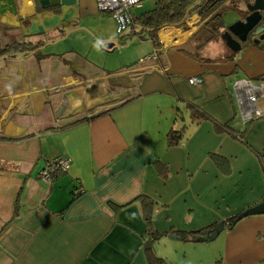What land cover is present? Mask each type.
<instances>
[{
	"label": "crops",
	"instance_id": "crops-1",
	"mask_svg": "<svg viewBox=\"0 0 264 264\" xmlns=\"http://www.w3.org/2000/svg\"><path fill=\"white\" fill-rule=\"evenodd\" d=\"M13 1L15 13H0V47L45 44L38 54L0 60V264H149L140 195L154 200L159 232L198 230L264 201V114L244 119L234 90L237 80H264L261 46L247 41L232 52L221 37H207L198 14L186 28L162 27L159 47L147 35L118 44L105 40L118 25L95 0H76L73 25L39 35L31 22L52 12L40 0ZM155 1L130 7L129 24ZM228 10L226 25L240 17ZM135 42L151 45L139 55ZM102 49L117 50L121 67L102 69ZM152 52L156 60L147 58ZM182 126L181 141L168 146L166 133ZM55 155L69 158V170L46 181L39 171ZM77 186L83 192L73 198ZM217 237V255L210 246L203 264L218 255L216 264H264V213ZM166 239L181 241L152 243L162 264Z\"/></svg>",
	"mask_w": 264,
	"mask_h": 264
},
{
	"label": "trees",
	"instance_id": "trees-1",
	"mask_svg": "<svg viewBox=\"0 0 264 264\" xmlns=\"http://www.w3.org/2000/svg\"><path fill=\"white\" fill-rule=\"evenodd\" d=\"M226 0H156L152 8L143 11L134 17L133 22L129 27L119 31V38L128 35L130 37L136 35H147L155 47H159L157 32L165 26H175L186 28V19L188 16L198 14L201 19H204V31L207 37H221V34L226 28L223 19V13L226 9L236 8L241 0H230V5L226 6ZM223 28V30H221ZM45 42L31 43L26 41L11 42L5 47H0L1 59H16L21 56L38 54ZM200 118L209 117L205 112H198ZM195 117V115H194ZM184 135V127L171 128L166 133V142L168 146L177 145ZM154 166L161 177L168 176V168L163 163L155 162ZM83 189L76 187L72 189V197L75 198L82 194ZM134 200L140 201L142 210V218L146 223V232L143 239V248L146 254V259L149 264H162V260L155 257L152 251V243L158 238L168 237V234L178 236V239L184 242H196L198 236L205 235L207 232L214 230L216 224L221 221H216L198 230L192 231H164L159 232L152 227L153 218V203L154 200L146 195H140ZM244 211V210H243ZM242 212V211H241ZM240 212V213H241ZM235 214L233 217L223 220L224 227L232 228L240 219ZM166 264V263H163Z\"/></svg>",
	"mask_w": 264,
	"mask_h": 264
},
{
	"label": "water",
	"instance_id": "water-1",
	"mask_svg": "<svg viewBox=\"0 0 264 264\" xmlns=\"http://www.w3.org/2000/svg\"><path fill=\"white\" fill-rule=\"evenodd\" d=\"M40 4L43 10L51 11L53 16L38 23L31 22V31H35L36 34H44L52 28H60V30L63 29L64 31L65 28L74 24L72 19L74 17L73 8L77 6L76 0H40ZM239 5L243 6V8H239ZM234 10L240 17L226 25L224 32L221 34V39L232 52H237L240 50L241 44L249 40L248 37L252 29L256 27L253 31L254 34L264 32V0H242L238 2ZM5 11L16 12L13 0H0V13ZM122 18V25L129 27L130 24H128L126 14H123ZM262 39H264V33L260 35V40ZM260 40L252 43L260 45ZM261 213H264V201L245 209L238 215V218ZM223 229L224 222L221 220L216 224L213 231L198 236L196 242H211ZM168 237L178 239V236L174 234H168Z\"/></svg>",
	"mask_w": 264,
	"mask_h": 264
},
{
	"label": "built area",
	"instance_id": "built-area-1",
	"mask_svg": "<svg viewBox=\"0 0 264 264\" xmlns=\"http://www.w3.org/2000/svg\"><path fill=\"white\" fill-rule=\"evenodd\" d=\"M140 0H95L96 8L99 11L110 13L118 22V30H124L123 14H126L128 24L131 21L129 14L130 7L138 6ZM147 58L156 60L157 55L152 52ZM142 61V59L140 60ZM192 84L201 85L202 78L193 76L189 79ZM236 97L242 110V117L250 119L264 114V108L260 107V101L264 103V80L254 83L248 79H240L234 83ZM70 160L67 157L56 155L45 160V163L39 171V176L46 181H51L60 175L68 172Z\"/></svg>",
	"mask_w": 264,
	"mask_h": 264
},
{
	"label": "rangeland",
	"instance_id": "rangeland-1",
	"mask_svg": "<svg viewBox=\"0 0 264 264\" xmlns=\"http://www.w3.org/2000/svg\"><path fill=\"white\" fill-rule=\"evenodd\" d=\"M98 12H99L100 15H103L104 17L110 16V17L114 18L108 12H103V11H99V10H98ZM229 12L230 11L228 9H226L224 11V16H226L225 14H230ZM114 22L118 25V22L116 21V19H115ZM81 32H83V33L86 32L87 34L91 33V32L88 31V27H85L84 25H83V31H81ZM106 32H108V30ZM78 34H82V33H79V31L78 32L75 31V32L72 33V37L78 36ZM90 35H91L92 38L97 39L98 41L102 40V39L96 38L92 34H90ZM108 35L110 36L112 34H108ZM115 37H117V39H116L117 41L116 42L118 44H122V43L124 44V42L127 39L131 38L128 35H125V36L119 38L118 30H116V32H114L112 38H107L106 39V37H105V40L114 39ZM69 42L70 41L67 40V41H63V42H60V43L68 45ZM136 44L139 47V48L136 47L137 48L136 50H139V55H140V52H142L143 50L149 48V46L151 45V42H147V43H145V42H143V43L142 42H135V45ZM98 47H99V45H98ZM133 48L130 47L127 50V55L130 54L129 59H132L130 57H131V53H133L132 52ZM102 52H104L105 55L104 54L100 55V51L97 53L99 55H96V58L101 63H103V61H104V65L100 64L102 66V69H104V70L105 69L115 70V69H118V68L121 67L120 61L124 57H120L119 55H117V53H118L117 50L107 51V50L102 49ZM136 61L137 60L135 58V62ZM220 236H222V235H220ZM161 239L162 238H158L157 240H161ZM157 240H155L154 242H157ZM166 240H168V242H169L168 246H162L160 248V250L166 255L167 264H203V261L206 258L204 256H207V254H208L207 250H210V248H211L210 246H213L214 249H215V248H217L218 244L220 243V239L218 237L214 241L208 242V243L207 242L187 243V242H184V241H177V240L171 241V239H166ZM171 242H173V243H171ZM170 244H172V245H170ZM210 244H212V245H210ZM174 245H176V246H174ZM217 251L218 250H216L215 255H217ZM219 259H220L219 255L217 256L216 259L211 256V257H208L205 260L204 264H216L215 262H217V260L220 261ZM181 261H182V263H181Z\"/></svg>",
	"mask_w": 264,
	"mask_h": 264
},
{
	"label": "flooded vegetation",
	"instance_id": "flooded-vegetation-1",
	"mask_svg": "<svg viewBox=\"0 0 264 264\" xmlns=\"http://www.w3.org/2000/svg\"><path fill=\"white\" fill-rule=\"evenodd\" d=\"M255 28L252 29V31L250 32L249 37H248V39H249L248 41L253 42V41H256V40H260V35L264 33V32H261L259 34H254L253 31L255 30ZM259 42H260L259 46H261L264 49V39L260 40Z\"/></svg>",
	"mask_w": 264,
	"mask_h": 264
},
{
	"label": "bare ground",
	"instance_id": "bare-ground-1",
	"mask_svg": "<svg viewBox=\"0 0 264 264\" xmlns=\"http://www.w3.org/2000/svg\"><path fill=\"white\" fill-rule=\"evenodd\" d=\"M246 123V122H245Z\"/></svg>",
	"mask_w": 264,
	"mask_h": 264
}]
</instances>
